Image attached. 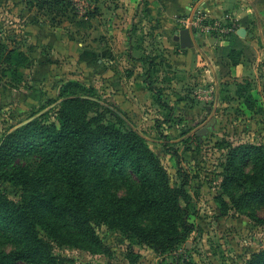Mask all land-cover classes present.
Listing matches in <instances>:
<instances>
[{
    "label": "rangeland",
    "instance_id": "1",
    "mask_svg": "<svg viewBox=\"0 0 264 264\" xmlns=\"http://www.w3.org/2000/svg\"><path fill=\"white\" fill-rule=\"evenodd\" d=\"M95 7V0H0V44L22 49L29 58L26 63L16 64L17 55H14L10 61L0 63V140L40 112L45 113L41 118L44 125L60 126L62 117L68 116L72 121L93 119L122 127L104 106L91 102H76L66 107L57 104L63 95L81 93L96 95L104 103L115 105L112 86H107V63L98 68L101 53L96 49L106 48L108 37L97 32V19L90 20ZM29 13L50 28L68 30L66 44L58 35L43 40V37L32 38L30 32L27 34L29 20L24 18ZM49 45H56L57 49L49 51L52 48ZM80 49H93L99 56L80 64L77 61ZM245 52L247 57H255L250 47ZM226 62L222 63L221 74L230 70L231 62ZM259 64L251 81H239L235 77L224 80L220 87L223 94L218 100L213 80L208 84L209 91L192 92L194 96L190 92L186 96L189 101L182 104L180 100L167 99L160 90L162 68L154 62L150 69H144V79L148 86L152 85V91L156 90L160 104L166 106H160L155 99L159 106L151 105L150 100V104L143 102V111H124L167 171L171 185L184 187L190 195L188 200H182V206L188 211V223L193 229L173 251L158 253L128 233L99 221L94 223L97 238L86 236L65 210L69 183L48 154L47 140L38 131L21 143L1 171L15 169L33 175L39 191L53 196L48 221L52 223L51 231L58 230L60 237L49 235L39 223L37 227L55 261L59 264H251L256 255L262 261L264 198L253 194L258 190L256 185L238 180V174L233 173L242 170L253 175L255 156L251 147H264V67L261 66L264 55ZM176 79L187 80L181 74ZM71 83H79L84 89L70 87L61 93ZM187 85L193 88V84ZM187 85H178L182 96L184 89H190ZM200 85L196 87H207ZM251 95L256 101H248L252 106L249 108L245 99ZM177 102L183 106L178 107ZM213 119L216 122L207 134L198 135L197 131ZM100 154L105 156L106 152ZM144 167L154 176L151 163ZM80 172L91 194L92 209H106L114 198H135L146 193L147 187L128 161L105 156L96 166L82 163ZM23 189L24 186L0 178V192L14 201H21ZM158 213L147 210L141 214V224L158 225ZM25 245L21 235L0 229V252H13ZM32 259L24 256L16 264H35Z\"/></svg>",
    "mask_w": 264,
    "mask_h": 264
},
{
    "label": "trees",
    "instance_id": "2",
    "mask_svg": "<svg viewBox=\"0 0 264 264\" xmlns=\"http://www.w3.org/2000/svg\"><path fill=\"white\" fill-rule=\"evenodd\" d=\"M225 37L230 44L228 47H221L219 55L226 57L231 62V66H236L241 62L243 54L246 55L245 50L248 46L244 45L235 30ZM14 55H17L18 63L16 64H23L29 60L22 49L9 48L7 45L0 44V63L10 61ZM70 87L84 89L79 83H71L70 86L63 87L61 93ZM149 88L153 90L150 84ZM93 98L99 99L96 95L74 93L63 95L62 100L57 104L66 107L76 102H91L98 107L104 106L105 111L122 123V127H118L114 122L98 123L93 119L87 121L76 118L72 121L68 116L62 117L64 121L60 126L44 125L41 118L45 113H42L37 117L33 116L35 118L28 123L7 132L0 140V178L14 185L24 186L21 201L18 202L0 192V229L21 235L26 243L25 247L20 250L0 252V264H16L17 260L24 256L28 259L33 258L35 264H59L55 261L37 227L39 223L49 235L60 237L58 230L51 231L52 223L48 221L51 218L53 196L39 191L38 182H35L33 175L24 174L22 171L17 172L15 169L1 171L4 163H9L21 143L26 142L33 132L38 131L48 142L46 146L48 154L56 161L62 175L69 183L65 210L74 225L86 236L97 238L94 223L99 221L111 229H119L128 233L140 244L158 253L173 251L175 246L189 237L193 226L188 223V211L182 206V200H188L190 195L184 187L171 185L167 171L154 152L148 148L146 138L132 125L124 111L113 105L121 111L123 114L121 116ZM248 101L256 100L252 95L245 99V103L251 108ZM159 102L161 103V100ZM251 148L255 156V173L252 175L242 170L233 173L238 174V180L256 185L258 190L253 194L264 198V147ZM100 150L105 151V156L115 161L130 162L141 178L142 185L147 187L146 193L135 198H114L108 208L94 207L92 209L90 207L91 194L82 180L80 166L82 163L96 166L99 160L105 158L100 154L102 152ZM174 153L178 156L177 152ZM148 163L153 166L154 176L152 177L144 167ZM147 210L159 212L160 223L158 225L141 224V214ZM54 224L58 229L60 228L57 223ZM255 257L251 264H264V258L259 262L261 256L256 255Z\"/></svg>",
    "mask_w": 264,
    "mask_h": 264
},
{
    "label": "crops",
    "instance_id": "3",
    "mask_svg": "<svg viewBox=\"0 0 264 264\" xmlns=\"http://www.w3.org/2000/svg\"><path fill=\"white\" fill-rule=\"evenodd\" d=\"M95 6V11L90 13V20L97 19L99 23L95 29L108 37L107 47L96 49L101 53L98 63L100 60L105 65L107 63L113 73L108 78L107 86H112L111 98L122 111H143V102L150 104L151 100V105L155 106V99L162 106L156 90H150L143 75L144 69H150L154 62L162 68L160 90L167 99L180 100L184 104L186 100L189 101L186 96L190 92L194 96L192 92L209 91L208 84H212L213 80L219 97L223 94L220 87L224 80L235 77L239 81H251L264 55V0H95ZM196 18L205 23L213 20L233 21L237 35L244 45L255 52V57L243 54L239 64L221 74L222 63L228 59L220 57L219 49L230 44L225 36L209 34L199 37L197 34L198 46L195 45V49L183 47L175 39L176 32L188 28ZM26 19L29 20L26 24L27 34L30 32L32 38L43 37V40H48L51 35H58L64 39L60 42L66 44L69 31L65 28H50L31 13ZM101 23L106 24L102 26ZM242 28L246 29L244 36L239 34ZM50 47L49 51L57 49L56 45ZM62 47L64 49V45ZM87 51L95 53L93 49H80L78 63H88L98 58L99 53L90 56L86 54ZM32 61L38 67L35 59ZM261 66L264 67L263 64ZM179 74L187 80H177ZM181 83L193 84V88L187 85L190 89H184V96L178 89ZM203 84L207 87H196H202ZM177 103L178 107L183 106Z\"/></svg>",
    "mask_w": 264,
    "mask_h": 264
},
{
    "label": "water",
    "instance_id": "4",
    "mask_svg": "<svg viewBox=\"0 0 264 264\" xmlns=\"http://www.w3.org/2000/svg\"><path fill=\"white\" fill-rule=\"evenodd\" d=\"M206 6V5H205ZM193 19V18H192ZM239 34L240 35H242V36H244L245 34H246V29H240L239 30ZM197 33H196V31H195V29L193 28V26H189L188 28H182V29H180V30H178L177 32H176V37H175V39L177 40V41H179L180 43H181V45L183 46V47H191V48H194L195 49V45L196 46H198V42H197V36H199L200 37V35L198 34L197 36ZM90 54V56H96L97 54L96 53H94V52H91V51H87L86 52V54ZM99 63H100V66L98 67L99 69H102L103 67H105V63L102 61V60H100L99 61ZM111 75H113V73L108 69V75H107V78H109ZM104 76H106L105 74H104ZM94 100H97V101H100L102 104H104V105H106V106H108V107H110L113 111H116L117 113H119L121 116H123V114L121 113V111H119L116 107H114V106H111V105H109V104H106V103H104L103 101H101V100H99V99H97V98H93ZM219 99V92H218V94H217V100ZM43 113V112H42ZM41 112L39 113V114H37L35 117H37V116H39L40 114H42ZM35 117H32L31 119H29V120H27V121H25V122H23V123H21V124H19L18 126H16L15 128H17V127H19V126H21V125H23V124H26V123H28L29 121H31L33 118H35ZM215 122H216V120L215 119H213L208 125H207V127H204L203 129H201L200 131H197V134L199 135H204V134H207V132L209 131V129L210 128H212L213 127V125L215 124ZM14 128V129H15Z\"/></svg>",
    "mask_w": 264,
    "mask_h": 264
},
{
    "label": "built area",
    "instance_id": "5",
    "mask_svg": "<svg viewBox=\"0 0 264 264\" xmlns=\"http://www.w3.org/2000/svg\"><path fill=\"white\" fill-rule=\"evenodd\" d=\"M232 22V21H231ZM231 22L224 21V20H213L202 22L198 18L192 20L191 26L195 29L196 33L203 36V35H220L225 36L231 31L235 30V25Z\"/></svg>",
    "mask_w": 264,
    "mask_h": 264
}]
</instances>
